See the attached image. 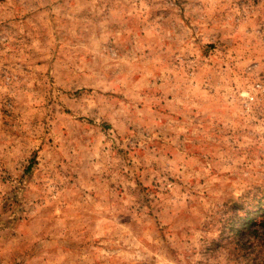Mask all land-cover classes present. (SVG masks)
Listing matches in <instances>:
<instances>
[{
    "label": "rangeland",
    "instance_id": "rangeland-1",
    "mask_svg": "<svg viewBox=\"0 0 264 264\" xmlns=\"http://www.w3.org/2000/svg\"><path fill=\"white\" fill-rule=\"evenodd\" d=\"M260 190L264 0H0V264H244Z\"/></svg>",
    "mask_w": 264,
    "mask_h": 264
},
{
    "label": "trees",
    "instance_id": "trees-1",
    "mask_svg": "<svg viewBox=\"0 0 264 264\" xmlns=\"http://www.w3.org/2000/svg\"><path fill=\"white\" fill-rule=\"evenodd\" d=\"M208 250H224L244 264H264V191L226 204Z\"/></svg>",
    "mask_w": 264,
    "mask_h": 264
}]
</instances>
